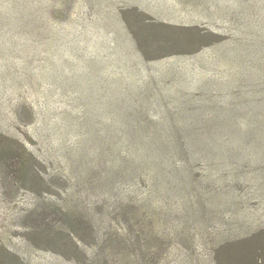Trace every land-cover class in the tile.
<instances>
[{
    "label": "rangeland",
    "instance_id": "374dc122",
    "mask_svg": "<svg viewBox=\"0 0 264 264\" xmlns=\"http://www.w3.org/2000/svg\"><path fill=\"white\" fill-rule=\"evenodd\" d=\"M0 264H264V0H0Z\"/></svg>",
    "mask_w": 264,
    "mask_h": 264
}]
</instances>
